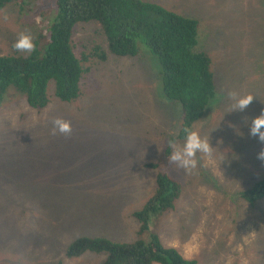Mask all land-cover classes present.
Masks as SVG:
<instances>
[{"label":"rangeland","instance_id":"374dc122","mask_svg":"<svg viewBox=\"0 0 264 264\" xmlns=\"http://www.w3.org/2000/svg\"><path fill=\"white\" fill-rule=\"evenodd\" d=\"M150 1L200 21L197 48L214 60L217 94L193 130L213 155L197 153L191 171L169 162L183 110L164 93L159 59L142 44L135 57H89L73 102L55 96L51 81L50 102L35 109L10 86L0 108V264H101L105 253L68 257L69 244L84 235L135 240L133 212L155 190L157 169L145 164L161 161L183 186L175 208L150 221L163 245L197 264H264V199L240 196L264 179V143L249 134L264 112V0ZM54 14L51 0L1 10L0 55L27 53L13 48L18 35L35 44ZM73 39L80 57L95 45L107 49L94 21L79 23ZM232 92L256 98L230 113ZM56 118L71 121L70 135H53Z\"/></svg>","mask_w":264,"mask_h":264},{"label":"trees","instance_id":"16d2710c","mask_svg":"<svg viewBox=\"0 0 264 264\" xmlns=\"http://www.w3.org/2000/svg\"><path fill=\"white\" fill-rule=\"evenodd\" d=\"M22 0H0V11ZM55 14L47 33H39L31 52L0 55V108L10 86L26 98L35 109L50 102L48 87L55 83L54 94L60 100L73 102L81 95V81L91 58L102 61L109 54L135 57L143 45L162 66L160 76L166 96L180 103L182 129L168 140L184 139V129L200 121L217 94L214 60L207 50H200V21L150 0H51ZM100 25L107 49L95 45L89 53L78 56L74 33L79 23ZM140 44H142L140 48ZM145 49V48H144ZM157 169L155 190L145 204L133 212L140 224L133 241H116L106 236L84 235L74 239L66 250L68 257L86 252L105 253L101 264H197L176 247L164 246L159 234L150 229V221L172 211L183 192L181 181L163 169V163H146ZM255 204L264 199V179L240 194ZM57 264H64L59 260Z\"/></svg>","mask_w":264,"mask_h":264},{"label":"clouds","instance_id":"9594fccd","mask_svg":"<svg viewBox=\"0 0 264 264\" xmlns=\"http://www.w3.org/2000/svg\"><path fill=\"white\" fill-rule=\"evenodd\" d=\"M34 47L33 38L26 33H20L13 44L15 50L23 52H31ZM230 97L232 100L230 113L234 111L244 112L254 98H256L251 94L239 95L236 92L230 93ZM52 124L53 135L57 133L70 135L72 132V123L70 120L56 118L52 121ZM184 134V143L181 147H177L173 140L169 141V145L173 148V151L168 158L170 163L177 164L179 167L191 171L196 169L199 164L197 153L211 157L214 147L210 141L206 137H202L197 130L186 127L184 129ZM249 134L252 137H258L259 141L264 143V112L251 119ZM258 159L264 161V151L258 153Z\"/></svg>","mask_w":264,"mask_h":264}]
</instances>
